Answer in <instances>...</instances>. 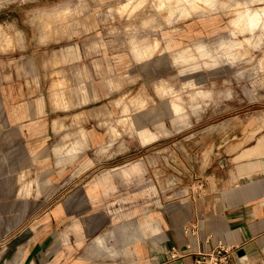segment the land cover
I'll return each instance as SVG.
<instances>
[{
    "label": "rangeland",
    "instance_id": "1",
    "mask_svg": "<svg viewBox=\"0 0 264 264\" xmlns=\"http://www.w3.org/2000/svg\"><path fill=\"white\" fill-rule=\"evenodd\" d=\"M251 13L262 15L252 21ZM0 52V64L16 70L42 66L52 114L70 115L54 120L47 140L59 145L57 164L90 147L95 127L105 138L77 164L133 163L151 149L154 163L207 133L247 125L230 141L224 134L208 158L189 155L192 178L158 188L181 203L203 188L200 173L214 159L264 156V0H0ZM86 102L103 104L91 120ZM25 184L23 197L33 194Z\"/></svg>",
    "mask_w": 264,
    "mask_h": 264
},
{
    "label": "crops",
    "instance_id": "2",
    "mask_svg": "<svg viewBox=\"0 0 264 264\" xmlns=\"http://www.w3.org/2000/svg\"><path fill=\"white\" fill-rule=\"evenodd\" d=\"M44 72L0 64V264H203L200 252L219 244L236 246L239 264H264V156L234 165L226 156L214 159L190 202L157 195L161 186L167 192L172 181L193 177L189 155L208 158L224 134L230 141L247 125L207 133L186 152H166L154 163L151 149L133 163L77 164L105 138L95 127L86 132L90 147L57 164L59 145L47 140L54 120L70 115L52 114ZM81 106L91 120L103 104ZM73 130L65 134L72 141ZM28 181L33 194L20 196Z\"/></svg>",
    "mask_w": 264,
    "mask_h": 264
},
{
    "label": "built area",
    "instance_id": "3",
    "mask_svg": "<svg viewBox=\"0 0 264 264\" xmlns=\"http://www.w3.org/2000/svg\"><path fill=\"white\" fill-rule=\"evenodd\" d=\"M177 252L174 256H177ZM198 262L203 264H239L237 260V247L228 244H219L208 252H200Z\"/></svg>",
    "mask_w": 264,
    "mask_h": 264
},
{
    "label": "bare ground",
    "instance_id": "4",
    "mask_svg": "<svg viewBox=\"0 0 264 264\" xmlns=\"http://www.w3.org/2000/svg\"><path fill=\"white\" fill-rule=\"evenodd\" d=\"M262 7H263V6H262ZM255 9H256V8H255ZM259 9H260V8H259ZM261 9H262V8H261ZM249 11H252V10H249ZM256 11H257V10H256ZM261 11L263 12V10H261ZM254 12H255V11H254ZM257 12H258V11H257ZM262 12H261V13H262ZM258 13H260V12H258ZM258 13H257V14H252V13H251V17H250V16H249V17L252 19V21L255 20L256 18H258V17H257V16L259 15ZM242 15H243V14H242ZM261 15H262V14H261ZM261 15H259V16H261ZM247 16H248V14H247ZM244 17H245V16H244ZM262 17H263V16H262ZM243 21H245V19H244ZM243 21H242V22H243ZM248 21H249V20H248ZM258 22H259V19H258ZM260 22H261V21H260ZM260 22H259V23H260ZM253 25H254V24H252V26H253ZM240 26H241V25H240ZM262 26H263V25H262ZM256 29H257V28H256ZM261 29H262V28H261ZM246 30H247V29H246ZM252 30H253V29H252ZM262 30H263V29H262ZM259 31H260V30H259ZM232 42H233V41H232ZM237 43H239V42H237ZM241 43H242V42H241ZM231 44H232V43H231ZM262 115H263V114H262ZM261 118H262V117H261ZM257 148H258V147H257ZM262 150H263V149H262Z\"/></svg>",
    "mask_w": 264,
    "mask_h": 264
}]
</instances>
